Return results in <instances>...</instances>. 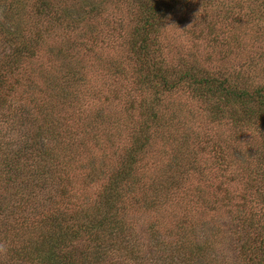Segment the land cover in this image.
Wrapping results in <instances>:
<instances>
[{
    "label": "rangeland",
    "instance_id": "rangeland-1",
    "mask_svg": "<svg viewBox=\"0 0 264 264\" xmlns=\"http://www.w3.org/2000/svg\"><path fill=\"white\" fill-rule=\"evenodd\" d=\"M194 1V11L179 7L166 15L158 44L150 46L154 58L166 55L177 67L180 58L193 60L197 67L246 79L251 88L264 85V0ZM141 3L0 0V113L16 112L6 125L11 137L2 148L7 141L17 146L23 138L38 135L40 145L56 154L49 183L78 195L76 203L68 204L74 211L101 206L106 180L136 150L120 217L128 227L130 253L148 262L157 259L160 248L179 247L188 264H232L245 236L239 215L248 218L263 210L258 192L245 186L253 167L249 160L263 152L261 140L251 126L240 131L230 120H213L204 102L181 89L161 94L163 101L157 105L145 103L158 112V124H148L152 118L138 104L150 91L140 90L128 73L136 63L127 39ZM226 4L232 8L228 14ZM209 23H216L217 43ZM12 37L34 53L8 60L5 50ZM10 104L14 112H9ZM213 143L224 147L225 158L212 151ZM3 157L0 153V169L9 171L12 166ZM29 165L24 155L14 165L11 173H23L6 179L9 187L0 193L3 205L15 194L28 197L31 190L42 194L47 189L40 184L43 179L32 175L34 181L26 182ZM35 199L36 208L46 200ZM11 207L14 216L27 212L15 203ZM28 226L17 228L19 245L30 236ZM8 237L0 242V254L8 250L14 258L6 248L14 239ZM118 241L123 244L122 238ZM1 257L0 264H6Z\"/></svg>",
    "mask_w": 264,
    "mask_h": 264
},
{
    "label": "trees",
    "instance_id": "trees-1",
    "mask_svg": "<svg viewBox=\"0 0 264 264\" xmlns=\"http://www.w3.org/2000/svg\"><path fill=\"white\" fill-rule=\"evenodd\" d=\"M209 1L211 4L214 0ZM141 5V11L136 13V25L131 30L129 39H127L135 58L133 61L136 63L128 73L130 78H135L136 84H139L141 88L140 90L150 91L145 94L146 98L138 104V106L143 107V115L152 118L148 124L155 126L159 120L156 116L158 114L156 109L153 107L149 109L146 104L154 102L157 105L163 101L160 97L161 94L170 90L172 92L181 89L204 102L210 109L213 120L219 123L230 120L232 126L240 131L241 128L251 126L250 130L255 131L257 136L259 135L260 150L263 152L258 154L257 159L253 156L254 158L249 160L253 163V167L248 170L250 175L245 186L254 189L255 193L258 192L261 201L264 202V189L260 190L258 183L260 179L264 181V85L251 88L246 79L211 71L206 69L204 65L197 67L192 63L193 60L188 62L184 58H180L179 63L181 65L177 67L169 63L166 55L160 57V60L154 58L150 46L158 44L157 39L166 15L174 11L178 12L179 7L194 11L198 7V1L143 0ZM229 5L224 6L226 14L229 13L227 10H232ZM47 7V10L51 9L50 5ZM259 12L262 13L261 10ZM263 17L260 16L261 19ZM207 28L212 37L214 36L215 42H219L216 23H209ZM9 33L15 34L14 32ZM8 40L10 45L5 50L8 60L21 59L24 54L31 55L34 53L28 44H17L13 37ZM14 111L15 108H11L10 104L9 112ZM15 113L10 116L3 112L0 113V134H2L0 153L4 155L2 159L9 164V167L12 166L9 171L0 169V182H6V185L0 184V193L8 189L9 182L6 180L8 177L14 174L22 175L23 171L11 172L14 171V165L18 167L19 160H23V155L30 161L28 171H32L26 175V182L30 180V175H32L35 179H43L44 183L40 184L46 185L47 189H44L42 194L30 189L33 193L28 197H24L23 194L17 197L15 194L13 195L14 199H8L4 205L0 198V242L8 239L9 235H12L14 239L11 245L6 247L12 251L14 258L9 256L8 250L2 251L5 256L0 254L3 256L0 257L6 260V264H157L159 262L162 264H188L189 257L184 255L179 247V249L173 250L160 248L157 251V259H150L147 262L140 256L131 254L130 252H134V250L128 249L126 246V244H130L131 239L127 237L126 228L128 227L120 221V217L125 210L124 188L127 186L130 168L136 161V150L128 156L124 167L106 180L104 184L105 193L100 197L101 206H96L93 210H87L86 206H82V208L74 211L72 206L68 204L74 203L78 195L73 190L71 192L62 186H57V184L52 186L49 183V178L51 179L50 169L53 167L52 165H55L53 161H55L56 154L52 149L43 148L40 145L37 140L38 135L33 136L31 134V138L28 139V136L23 138L24 140L19 141L17 146L10 145L6 140L7 146L2 148L1 144L5 142V138L11 137V133H6V125ZM4 122L5 125H3ZM239 138L240 135L235 136L234 140L237 142ZM137 148L140 149L141 146ZM211 149L219 152L218 155L221 158H225L224 147L220 144L213 143ZM9 157L13 160L9 161ZM229 160L230 163L234 162L233 158ZM45 165L48 169L43 167ZM98 171L101 173L100 170ZM31 179L34 181L33 178ZM35 198H39V200L46 198V200H41V205L36 208L34 205ZM11 203H15V208L23 207L24 211L27 210V212L20 217L14 216L13 207L9 208ZM9 212L12 213V217H10ZM239 219L245 230V236L244 239H241L236 261L232 264H261L264 259V203L263 210L258 215L255 214L248 218L239 215ZM14 223L16 227H10ZM24 226H28L30 236L25 239V243L19 245L15 241V235H17V228ZM120 238H122L123 244L118 241ZM129 248L134 247L130 246Z\"/></svg>",
    "mask_w": 264,
    "mask_h": 264
}]
</instances>
